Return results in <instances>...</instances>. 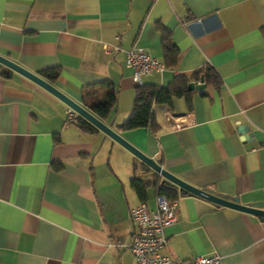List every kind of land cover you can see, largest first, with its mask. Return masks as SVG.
<instances>
[{
	"label": "crops",
	"instance_id": "obj_1",
	"mask_svg": "<svg viewBox=\"0 0 264 264\" xmlns=\"http://www.w3.org/2000/svg\"><path fill=\"white\" fill-rule=\"evenodd\" d=\"M163 31L177 50L172 64ZM105 43L141 46L168 64L143 83L208 66L218 84L189 90L190 106L184 97L153 104L148 125L120 130L137 84L123 50L104 53ZM0 55L37 75L59 67L50 83L80 104L83 86L111 80L117 102L104 123L186 183L264 209V0H0ZM9 70L0 74V264H136L117 246L135 231L129 209L140 200L129 181L155 172L99 129L66 124L60 99ZM167 111L191 124L176 129ZM175 189L163 254L264 264V219ZM155 196L150 183L149 209Z\"/></svg>",
	"mask_w": 264,
	"mask_h": 264
},
{
	"label": "trees",
	"instance_id": "obj_2",
	"mask_svg": "<svg viewBox=\"0 0 264 264\" xmlns=\"http://www.w3.org/2000/svg\"><path fill=\"white\" fill-rule=\"evenodd\" d=\"M162 47L169 61L177 55V50L170 42L168 34L162 33ZM173 62V61H172ZM170 61V64H172ZM165 67L168 64L163 62ZM10 70L3 68L0 71L2 76H8ZM60 75V69L56 66L46 67L39 71V76L48 82H55ZM203 81L204 84H218L215 72L212 68L204 66L196 69L195 72L187 76H177L167 85H154L143 83L137 85L134 92V99L128 117L121 123L120 130H130L146 126L151 121L152 105L160 104L171 107L174 98L184 97L186 104L191 105V91L187 89L189 82L197 83ZM80 101L82 106L88 109L99 119L106 120L117 102V90L113 82L109 79L89 83L81 88ZM84 131L98 130L83 118H78L75 122ZM153 180H148L141 176L134 175L130 181V187L134 190L140 201L146 200L147 186L152 183L156 188V194H162L171 199H176L178 191L176 187L168 182H161V177L155 173ZM179 194L187 195L183 190ZM215 205V204H214Z\"/></svg>",
	"mask_w": 264,
	"mask_h": 264
},
{
	"label": "built area",
	"instance_id": "obj_3",
	"mask_svg": "<svg viewBox=\"0 0 264 264\" xmlns=\"http://www.w3.org/2000/svg\"><path fill=\"white\" fill-rule=\"evenodd\" d=\"M118 38V37H116ZM123 49L116 44H103V51L113 54ZM124 62L132 69V79L137 85L143 84V77L153 72L161 73L166 69L164 63L152 57L143 47L133 45L123 50ZM66 124L75 123L82 118L78 112L68 105L65 106ZM167 121L172 120L176 129L191 124L188 114L176 116L169 111L165 112ZM178 216L176 199L156 194L155 206L149 209L145 201L130 207L129 218L135 231L128 242L119 243L117 246L127 248L136 264H220L222 255L216 251L196 255L188 259L171 258L162 253L166 244L164 227L173 224Z\"/></svg>",
	"mask_w": 264,
	"mask_h": 264
},
{
	"label": "water",
	"instance_id": "obj_4",
	"mask_svg": "<svg viewBox=\"0 0 264 264\" xmlns=\"http://www.w3.org/2000/svg\"><path fill=\"white\" fill-rule=\"evenodd\" d=\"M0 64L9 68L24 77L28 78L32 82L36 83L37 85L41 86L49 93L60 99L65 105L73 108L79 115L86 120L88 123L93 125L95 128L99 129L106 135H108L111 139L119 143L122 147L127 149L134 157H136L140 162L145 164L149 167L152 171L158 174L161 177V182H168L179 190H183L188 195H194L205 200L212 202L217 206H227L237 210L245 211L252 213L258 216L260 219H264V209H257L250 207L246 204L240 203L238 197L236 196H228L225 194L214 193L212 190L207 188H197L194 187L185 181L181 180L180 178L176 177L166 169H164L159 163H157L152 157L147 156L146 154L142 153L128 141H126L122 136H120L114 129L104 123L101 119L96 117L93 113H91L88 109H86L82 104L74 101L73 99L69 98L67 95L59 91L54 85H52L47 80L43 79L41 76L28 71L27 69L18 65L15 61L0 55ZM204 88V83L201 81L199 83L189 82L187 85L188 90L193 89H202ZM121 124L118 125L120 128ZM237 130L239 133L244 135L245 137H252V133L249 131V127L247 125L237 123Z\"/></svg>",
	"mask_w": 264,
	"mask_h": 264
},
{
	"label": "rangeland",
	"instance_id": "obj_5",
	"mask_svg": "<svg viewBox=\"0 0 264 264\" xmlns=\"http://www.w3.org/2000/svg\"><path fill=\"white\" fill-rule=\"evenodd\" d=\"M149 193H150V190H149Z\"/></svg>",
	"mask_w": 264,
	"mask_h": 264
}]
</instances>
